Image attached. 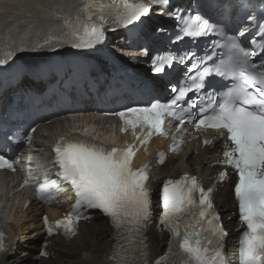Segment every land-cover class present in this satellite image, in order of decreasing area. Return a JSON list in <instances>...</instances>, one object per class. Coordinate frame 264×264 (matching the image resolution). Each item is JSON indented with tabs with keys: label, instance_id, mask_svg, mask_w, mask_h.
Segmentation results:
<instances>
[{
	"label": "snow or ice",
	"instance_id": "obj_1",
	"mask_svg": "<svg viewBox=\"0 0 264 264\" xmlns=\"http://www.w3.org/2000/svg\"><path fill=\"white\" fill-rule=\"evenodd\" d=\"M151 3L166 10L170 0H151ZM104 7L103 3L89 0L74 18L52 13V17L61 23L49 26L47 32H36L30 28L21 37L18 50L24 51V46L29 43L44 49L58 48L65 42L76 49L92 48L103 37ZM150 11L144 3H124L122 8L114 11L113 19L119 25L129 26L141 22ZM84 24L87 26L78 27ZM259 31L261 40L252 39L249 41L252 47H245L236 36H227L202 16L189 18L183 27L185 35L202 37L215 33L220 37L217 46L224 51L219 62H213V66L205 65L199 76L189 78L190 83L186 81L179 88L172 87L174 95L170 103L156 102L148 107H130L116 113L123 123L124 132L131 129L135 134L137 128L147 129L145 135L136 137L141 144L153 135L167 137L163 127L165 116L180 121L181 125L192 123L197 130L213 129L218 133L224 141L221 163L238 176L234 196L239 222L244 226L239 237L240 264H264V25ZM238 35L244 37L246 29L239 30ZM257 43L259 48L255 47ZM185 58L170 52L158 55L152 70L158 74L165 73L174 62L183 64ZM213 74L230 79L229 90L204 91L203 97L196 96L186 104L188 94L203 91L206 78ZM197 101L203 104L202 109L195 119H186L185 107L195 108ZM27 139L31 142L30 137ZM181 143L179 141L172 147L173 153L178 151ZM53 151L55 159L52 163L58 166L59 171L56 179H46L39 186L40 199L45 202L54 200L53 190L65 192V184L71 186L77 199L71 212L55 224H49L44 217L48 235L62 234L71 240L78 235L79 222H91L90 211L99 210L110 219L115 231L116 243L110 259L117 264H137L139 254L144 264H148L146 233L153 215L150 170L147 166L133 169L134 146L107 149L61 139ZM163 162L161 154L160 163ZM0 169L16 171L14 162L4 155H0ZM28 175L31 178V169ZM227 177L228 172L225 171L220 173L219 179L224 181ZM214 191L213 187L206 190L195 176L189 174L164 182L159 224L171 234V244L166 256L158 258L156 264H165L168 256H178V264H226L223 250L229 233L215 210ZM4 240V234L0 232V253L6 255L7 261L9 249ZM40 255L47 257L49 253L41 251Z\"/></svg>",
	"mask_w": 264,
	"mask_h": 264
},
{
	"label": "bare ground",
	"instance_id": "obj_2",
	"mask_svg": "<svg viewBox=\"0 0 264 264\" xmlns=\"http://www.w3.org/2000/svg\"><path fill=\"white\" fill-rule=\"evenodd\" d=\"M84 0H0V58L7 56L8 59L18 55L29 56L37 53L38 48L33 47L30 43L24 46V51L18 50L21 37L31 28L36 32H45L51 25H59L60 20L54 19L52 13L59 16L75 17L79 10L81 3ZM103 3V2H100ZM192 3V0H182L180 3H176L175 6L188 7ZM104 4V3H103ZM224 4L221 3L220 6ZM7 8V10H5ZM21 8L22 10H18ZM234 9V8H233ZM232 9V10H233ZM150 14L146 17L145 26L141 31V34L145 37H150L149 31H155L157 26L164 27L166 29H172L173 24L171 21V10L154 7L150 9ZM109 10L104 7V15L108 16ZM83 19V16H82ZM90 23V22H89ZM87 24L79 25L78 27H86ZM111 40L109 41L106 50L111 51V54L117 55L124 62L131 64L132 57H128L126 54L133 45V41L129 38L128 32L124 29H118V31H110ZM71 44V43H70ZM45 49V48H44ZM128 49V50H125ZM42 50V49H40ZM125 51V54H124ZM11 53V56L8 55ZM120 54H124L121 56ZM144 60L149 63V57L143 56ZM72 63V62H71ZM141 72L148 73L149 65L145 63H139L137 65ZM104 68L103 71H106ZM61 76L65 78L61 82V86L64 83H73L76 80L81 82H89L90 76L80 72L77 67H68L63 69ZM97 78V81H101L106 78L102 72L93 74ZM24 83L20 85L22 90L42 93L45 89H48L55 81L47 79L43 83H36L29 75H24ZM156 82L161 83L158 79ZM88 87L84 85L83 94L86 95ZM73 101L80 103L84 106L81 110L75 112L77 115L63 116L56 119L49 126L52 134L64 132L69 130V120L80 118L82 121L94 117L98 121V115H95L96 108L92 101L88 98L82 100ZM86 97H88L86 95ZM1 107L5 110L9 103V96L4 95L0 99ZM82 115V116H81ZM103 122V121H102ZM101 123V122H100ZM108 127L104 129L109 132L112 130V124L108 123ZM41 150V148H39ZM219 146L208 148L206 151L201 152L196 158H190L188 164H191L192 170L195 172L199 161L205 165L209 164L211 157H214L219 151ZM176 159L169 157L166 164L162 167L156 166V161L152 162V166L155 169V180L152 187L160 190V186L165 179L179 177L181 174V167L175 168ZM195 175V173H193ZM2 186H0V191ZM18 196L12 199L7 207L9 212L8 220L10 221L11 236L9 240L10 251L6 255H0V264H116L110 257L113 255L114 245L116 243L114 229L111 228L108 219L102 218L99 214L95 215L94 219L90 223L80 225V234L72 240H66L61 237L46 238V232L43 228L42 217L44 214H49L52 221L59 218L69 208V204L62 205L60 208H44L38 205L36 202L32 203V206L26 211H22V208L18 204H13L18 201ZM61 202V200H60ZM4 204V203H2ZM216 205L219 207L223 214L224 224L230 231V237L227 239V244L231 249L227 255L231 264H236L239 260V256L236 258L237 241L241 233V229L237 233L235 228L240 226L236 217L232 214L235 212V203L232 195V186H228L227 183L218 184L216 190ZM241 228V227H240ZM168 236L161 229L156 227V221L150 226L148 238L146 243L148 245V264H156L157 259L165 253ZM46 250L49 253L48 261L45 258L40 257L41 250ZM144 264V259L141 255L138 256V263Z\"/></svg>",
	"mask_w": 264,
	"mask_h": 264
},
{
	"label": "water",
	"instance_id": "obj_3",
	"mask_svg": "<svg viewBox=\"0 0 264 264\" xmlns=\"http://www.w3.org/2000/svg\"><path fill=\"white\" fill-rule=\"evenodd\" d=\"M66 46H70L69 44H62L58 48H45L34 54L29 56L18 55L13 57L14 60L21 62L23 65H27L29 68L35 67L39 64H42L47 60L48 57H62V55L66 54L68 51L65 50ZM2 59L0 58V61Z\"/></svg>",
	"mask_w": 264,
	"mask_h": 264
},
{
	"label": "rangeland",
	"instance_id": "obj_4",
	"mask_svg": "<svg viewBox=\"0 0 264 264\" xmlns=\"http://www.w3.org/2000/svg\"><path fill=\"white\" fill-rule=\"evenodd\" d=\"M38 254H40V253H37V255H38ZM48 259H49V257H48L47 259L45 258L46 261H48Z\"/></svg>",
	"mask_w": 264,
	"mask_h": 264
}]
</instances>
